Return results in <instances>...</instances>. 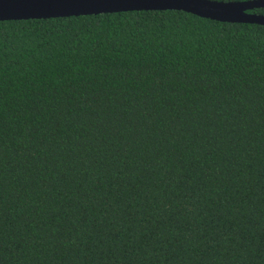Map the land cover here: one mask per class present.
<instances>
[{"label":"trees","instance_id":"16d2710c","mask_svg":"<svg viewBox=\"0 0 264 264\" xmlns=\"http://www.w3.org/2000/svg\"><path fill=\"white\" fill-rule=\"evenodd\" d=\"M0 264H264V26L0 21Z\"/></svg>","mask_w":264,"mask_h":264},{"label":"water","instance_id":"95a60500","mask_svg":"<svg viewBox=\"0 0 264 264\" xmlns=\"http://www.w3.org/2000/svg\"><path fill=\"white\" fill-rule=\"evenodd\" d=\"M258 8H264V0H0V21L175 10L213 21L264 26V15L248 12Z\"/></svg>","mask_w":264,"mask_h":264}]
</instances>
